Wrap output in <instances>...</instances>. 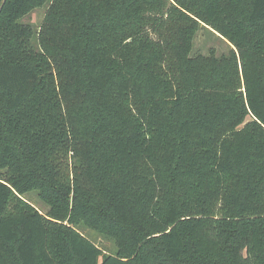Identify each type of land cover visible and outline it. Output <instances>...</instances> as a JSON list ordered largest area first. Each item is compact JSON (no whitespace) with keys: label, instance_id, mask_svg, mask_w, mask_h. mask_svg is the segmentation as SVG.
<instances>
[{"label":"trees","instance_id":"obj_1","mask_svg":"<svg viewBox=\"0 0 264 264\" xmlns=\"http://www.w3.org/2000/svg\"><path fill=\"white\" fill-rule=\"evenodd\" d=\"M0 168V264H264V0H0Z\"/></svg>","mask_w":264,"mask_h":264},{"label":"rangeland","instance_id":"obj_2","mask_svg":"<svg viewBox=\"0 0 264 264\" xmlns=\"http://www.w3.org/2000/svg\"><path fill=\"white\" fill-rule=\"evenodd\" d=\"M45 9L46 6L35 8L28 15L24 16L21 19V22L31 25L34 31H38L45 13ZM210 49H212L215 54L219 56L226 54L230 49V45L224 38L219 36L210 28L200 27L194 36L191 53L207 55ZM4 172L5 170L0 168V177L4 175ZM24 198L34 207L39 209L40 212L46 213V206L38 198L35 191L25 194ZM79 231L86 238L95 243V245H97L104 253L113 252L115 250V245L112 240L105 238L102 235L83 226L79 227Z\"/></svg>","mask_w":264,"mask_h":264}]
</instances>
